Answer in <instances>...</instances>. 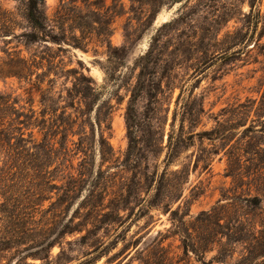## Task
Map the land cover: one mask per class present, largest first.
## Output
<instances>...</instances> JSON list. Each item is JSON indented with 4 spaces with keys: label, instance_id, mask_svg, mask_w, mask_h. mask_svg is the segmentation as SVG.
Wrapping results in <instances>:
<instances>
[{
    "label": "rangeland",
    "instance_id": "374dc122",
    "mask_svg": "<svg viewBox=\"0 0 264 264\" xmlns=\"http://www.w3.org/2000/svg\"><path fill=\"white\" fill-rule=\"evenodd\" d=\"M26 2L0 0V264H264L250 0H46L44 31ZM181 92L208 133L168 166Z\"/></svg>",
    "mask_w": 264,
    "mask_h": 264
},
{
    "label": "trees",
    "instance_id": "16d2710c",
    "mask_svg": "<svg viewBox=\"0 0 264 264\" xmlns=\"http://www.w3.org/2000/svg\"><path fill=\"white\" fill-rule=\"evenodd\" d=\"M263 3V0H250L251 4V11L249 14L245 15L246 22L249 25V30H251L253 27V31H257L259 24L263 20L262 12L260 9L256 11V7ZM27 6V19L32 24V26L39 30L44 31L47 26V14H46V0H27L26 2ZM250 31L248 33H245L241 36L240 41L243 43L246 39L254 37L255 34L249 36ZM263 36V34L261 35ZM144 68L141 67V73L139 75V80L137 85L134 87V94L133 96L136 97V95H139L140 93V85L141 79L144 76ZM136 90H138L137 93ZM85 93V92H84ZM183 92L179 95V98L177 100V107L175 109L174 113V120L172 124V128L168 137V154H167V165L170 166L173 163L174 154L173 151L186 139L188 138H195V136L198 137H204V135H207L208 132H196V130L190 131L189 133L184 132L185 131V123L186 121L192 122V126L196 127L199 123L198 120L202 113L205 112L204 106H201V108L196 109L194 104V99H192V96L185 97L183 96ZM0 112H1V105H0ZM178 117H181V125L179 128H176V122ZM14 134V133H13ZM0 132V137H1ZM12 138V137H11ZM2 140V138H0ZM23 140L24 137H22ZM39 147H44L46 143L38 144ZM199 161H197L196 164H198ZM98 248H96L93 252H90L88 257L84 260H82L79 264H94L98 259H93L90 256L97 253Z\"/></svg>",
    "mask_w": 264,
    "mask_h": 264
}]
</instances>
